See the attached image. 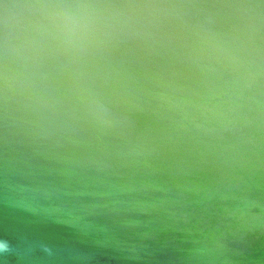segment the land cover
I'll list each match as a JSON object with an SVG mask.
<instances>
[{"label": "water", "instance_id": "obj_1", "mask_svg": "<svg viewBox=\"0 0 264 264\" xmlns=\"http://www.w3.org/2000/svg\"><path fill=\"white\" fill-rule=\"evenodd\" d=\"M0 264H264V0H0Z\"/></svg>", "mask_w": 264, "mask_h": 264}, {"label": "clouds", "instance_id": "obj_2", "mask_svg": "<svg viewBox=\"0 0 264 264\" xmlns=\"http://www.w3.org/2000/svg\"><path fill=\"white\" fill-rule=\"evenodd\" d=\"M11 249V246L8 241L0 240V253H7Z\"/></svg>", "mask_w": 264, "mask_h": 264}]
</instances>
